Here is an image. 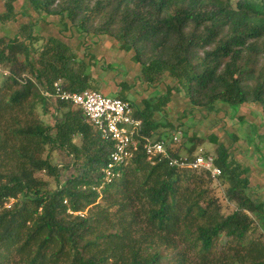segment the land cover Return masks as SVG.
<instances>
[{
	"label": "trees",
	"instance_id": "16d2710c",
	"mask_svg": "<svg viewBox=\"0 0 264 264\" xmlns=\"http://www.w3.org/2000/svg\"><path fill=\"white\" fill-rule=\"evenodd\" d=\"M0 1V21L17 22L18 0ZM27 3L83 37L113 38L147 85L174 84L133 107L136 149L106 181L114 142L53 86L99 90L90 63L67 42L34 34V22L0 35V264H264V202L249 195L247 168L220 142L217 175L170 165L210 153L195 135L173 141L176 126L154 118L172 90L194 107L256 103L264 115V0ZM148 141H164L165 154L149 158Z\"/></svg>",
	"mask_w": 264,
	"mask_h": 264
},
{
	"label": "rangeland",
	"instance_id": "374dc122",
	"mask_svg": "<svg viewBox=\"0 0 264 264\" xmlns=\"http://www.w3.org/2000/svg\"><path fill=\"white\" fill-rule=\"evenodd\" d=\"M27 2L28 0H18L15 3L17 22L0 21V35H11L21 24L34 22V34L44 38L52 35L67 42L77 50L79 56L90 63L93 83L98 85L103 94L125 95L133 107L142 109L144 101L152 99L154 95H162L174 84L172 80L165 78L160 84L147 85L139 79L140 64L134 59L132 51L120 49L118 43L109 36L83 37L76 29L67 26V19L59 20L55 15L44 13L39 15ZM3 10L0 1V13ZM215 106L214 110L194 107L183 90H172L170 101L159 113H155L154 118L170 121L176 126V130L169 131V136L174 133L180 136L184 132L187 137L195 135L201 138V150L212 155H216L217 143L226 146L230 158L247 168L249 195L264 202V141L261 136L264 132V115L261 107L256 103L230 106L221 101ZM37 113L45 123L52 122L50 115L43 112L41 104L37 106ZM212 136L216 138V142L211 141ZM216 193L225 204V211L231 210L232 205L226 204L221 192L217 190Z\"/></svg>",
	"mask_w": 264,
	"mask_h": 264
},
{
	"label": "built area",
	"instance_id": "2783aa9c",
	"mask_svg": "<svg viewBox=\"0 0 264 264\" xmlns=\"http://www.w3.org/2000/svg\"><path fill=\"white\" fill-rule=\"evenodd\" d=\"M53 86L55 95L79 107L84 116L97 127L102 137L110 138L114 142L110 159L102 168L105 180L110 181L116 175L115 166L127 163L136 149L133 138L139 130L140 120L135 117L133 106L129 101L105 95L99 90L84 89L70 92L65 91L58 82H54ZM172 140H179L178 133L172 134ZM144 148L149 158L166 152L164 141H148ZM169 164L204 169L212 175L220 173L212 154L199 153L189 159L171 158Z\"/></svg>",
	"mask_w": 264,
	"mask_h": 264
}]
</instances>
